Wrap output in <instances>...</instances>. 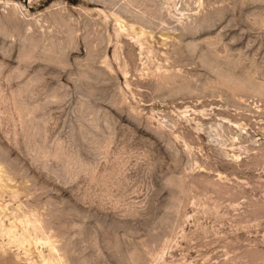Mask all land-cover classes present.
<instances>
[{
	"label": "rangeland",
	"instance_id": "1",
	"mask_svg": "<svg viewBox=\"0 0 264 264\" xmlns=\"http://www.w3.org/2000/svg\"><path fill=\"white\" fill-rule=\"evenodd\" d=\"M0 255L264 264V0H0Z\"/></svg>",
	"mask_w": 264,
	"mask_h": 264
},
{
	"label": "bare ground",
	"instance_id": "2",
	"mask_svg": "<svg viewBox=\"0 0 264 264\" xmlns=\"http://www.w3.org/2000/svg\"><path fill=\"white\" fill-rule=\"evenodd\" d=\"M13 225V224H12ZM18 224L17 223H14V225H13V229H17L18 228V226H17ZM1 237H4V238H7L8 240H9V242H10V245H18L17 247L18 248H21V247H23L25 244H26V242H28V240H20L19 239V237H18V235H14L13 234V231L12 230H10V231H7L6 233H3L2 234V236ZM42 244V247H44V246H47V243H42L41 241H37L36 242V244ZM49 248V250H50V255L51 256H53V257H60V255H59V253L57 252V250H56V248L53 246V245H49L48 246ZM5 254H7V253H5ZM26 254V253H25ZM1 256V255H0ZM6 256V257H5ZM28 256V255H27ZM12 256H10L9 255V253L7 254V255H4V258H11ZM1 259H2V257H0ZM61 258V257H60ZM4 260V259H3ZM29 261V259L28 258H26V261ZM52 260V259H51ZM55 260V259H54ZM53 260V261H54ZM57 260V259H56ZM43 261H44V264H51L50 263V260H46V259H43ZM56 262H59V263H61L62 264V261H61V259H58ZM27 264H34V262H27Z\"/></svg>",
	"mask_w": 264,
	"mask_h": 264
}]
</instances>
